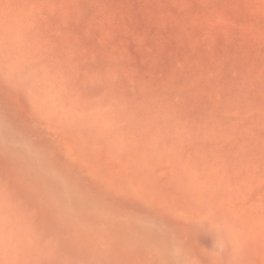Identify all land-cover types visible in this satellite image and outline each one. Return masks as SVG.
Returning a JSON list of instances; mask_svg holds the SVG:
<instances>
[{"label":"rangeland","instance_id":"1","mask_svg":"<svg viewBox=\"0 0 264 264\" xmlns=\"http://www.w3.org/2000/svg\"><path fill=\"white\" fill-rule=\"evenodd\" d=\"M0 264H264V0H0Z\"/></svg>","mask_w":264,"mask_h":264},{"label":"clouds","instance_id":"2","mask_svg":"<svg viewBox=\"0 0 264 264\" xmlns=\"http://www.w3.org/2000/svg\"><path fill=\"white\" fill-rule=\"evenodd\" d=\"M216 246L219 247V244H217Z\"/></svg>","mask_w":264,"mask_h":264}]
</instances>
